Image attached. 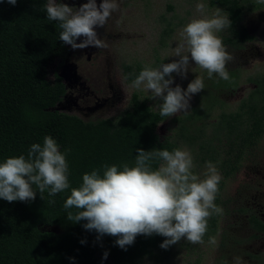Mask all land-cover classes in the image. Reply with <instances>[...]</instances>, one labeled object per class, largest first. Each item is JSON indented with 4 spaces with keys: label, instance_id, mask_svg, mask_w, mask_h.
<instances>
[{
    "label": "trees",
    "instance_id": "1",
    "mask_svg": "<svg viewBox=\"0 0 264 264\" xmlns=\"http://www.w3.org/2000/svg\"><path fill=\"white\" fill-rule=\"evenodd\" d=\"M46 2L17 0L14 6L7 0L0 2V163L10 157H27L32 144L43 145L44 137L51 136L66 154L70 187L53 197L45 191L42 199L33 186L36 198L27 202L0 199V264H101L105 252L113 264H141L154 257L165 237L139 235L126 250L121 249L115 243L117 237H100L95 230H86L87 221H68L67 211L76 209L65 210L64 204L71 188L82 184L85 173L99 169L102 175L104 165L134 166L136 149L179 148L174 141H161L157 133L169 117L161 116L160 108L154 110L138 92L133 94L129 109L115 119L85 122L57 111L66 88L58 74L49 79V66L64 55L67 45L59 39V22L48 20L46 11L41 10ZM209 7L225 11L232 22L224 44L239 50L252 39L243 24L244 0H210ZM124 70L130 82L135 77L128 74L142 71L140 66L131 65H125ZM228 73V80L218 77L208 82L209 87L205 85L212 105L217 99L214 90L238 87V75ZM249 81L255 87L237 111L218 117L210 138L204 134L206 120L202 122L209 112L177 119L179 136L190 146L196 143L204 161L217 162L225 179L239 171L243 160L261 147L264 138V73ZM215 141L227 149L220 151ZM160 163L154 162L153 168L158 169ZM218 202L217 195L216 206ZM217 221V214L208 219L205 241L215 236ZM249 224L255 237L264 234V221L256 215L249 217Z\"/></svg>",
    "mask_w": 264,
    "mask_h": 264
},
{
    "label": "clouds",
    "instance_id": "2",
    "mask_svg": "<svg viewBox=\"0 0 264 264\" xmlns=\"http://www.w3.org/2000/svg\"><path fill=\"white\" fill-rule=\"evenodd\" d=\"M7 2L14 6L17 0ZM204 7L202 3L196 5L198 12ZM118 9L117 0H102L99 5L97 0H87L75 8L58 0H47L41 10L46 11L48 20L59 22L60 41L73 50H83L108 47L96 29L104 28ZM231 24L229 15L220 8L211 18H193L180 30V41L173 49L179 59L159 68L145 65L138 75L128 74L135 77L131 87H143L159 98L161 116L187 113L192 96L204 89L203 80L197 76L184 90L180 85L172 87L175 83L172 74L186 78L190 63H194L206 70L210 79L215 73L228 80L226 65L233 57L217 33ZM136 151L134 166L104 165L102 175L99 169L85 173L82 184L71 188L64 204L65 210L76 209L67 211V220L87 221L86 230H95L100 237H117L116 245L125 250L139 235L165 237L162 249L182 239L192 244L204 243L208 219L222 213L214 203L221 180L215 165L207 162V171L200 179L192 171L193 158L187 149ZM157 161L161 163L154 169L153 163ZM68 176L66 154L51 136H45L43 145H31L27 157H10L0 163V199L10 203L35 200L37 191L33 186L42 199L45 191L53 197L69 189ZM208 243L215 245L216 238L209 237ZM107 256L105 252L104 259ZM235 264H240L239 258Z\"/></svg>",
    "mask_w": 264,
    "mask_h": 264
},
{
    "label": "rangeland",
    "instance_id": "3",
    "mask_svg": "<svg viewBox=\"0 0 264 264\" xmlns=\"http://www.w3.org/2000/svg\"><path fill=\"white\" fill-rule=\"evenodd\" d=\"M209 1L117 0L118 11L112 13L104 28L96 29L108 45L107 48L73 50L68 45L64 55L49 66L50 80H53L55 73H64L69 84L66 97L55 109L75 115L85 122L115 119L129 109L133 94L138 92L149 106L158 110L162 101L143 87L132 88V82L126 79L124 66H140L143 70L145 65L159 68L178 60L173 49L180 41V30L193 18H211L217 8L209 7ZM58 2L75 8L87 0ZM101 2L97 0L98 5ZM198 3L205 6L202 12L197 11ZM244 5L246 13L243 24L252 39L242 49L236 50L223 42L228 34L227 28L217 33L233 57L227 63L226 70L238 75V87L234 90H214L217 97L214 105L206 98L209 92L203 89L192 96L187 113L169 117L157 129L161 141H174L179 148L191 153L194 163L192 171L200 179L204 178L207 171L205 165L209 161L201 157L196 143L194 147L190 146L188 141L179 136L180 123L177 119L196 113L205 116L209 112L202 122L206 120L204 134L210 138L212 125L218 121V117L224 112L237 111L241 101L255 87L249 79L264 73V0H244ZM82 39L77 42H82ZM197 76L202 78L204 87H209L208 82L219 77L214 73L210 79L206 70L190 63L186 78L172 74L175 81L172 87L180 85L187 90L188 84ZM210 105L212 107L208 111ZM215 144L219 145L216 141ZM218 148L222 152L227 149L225 145H219ZM213 164L221 177L219 184L223 182L222 189L216 193L218 207L222 209L214 236L216 244L211 245L204 239L202 244H192L182 239L168 249L160 248L154 257L145 258L141 264H235L236 258L240 259V264H264V234L255 237L257 234L249 224L251 215L264 221V138L261 147L247 156L239 171L228 179L219 171L217 162ZM50 230L58 232L57 228ZM100 262L113 264L102 257Z\"/></svg>",
    "mask_w": 264,
    "mask_h": 264
},
{
    "label": "flooded vegetation",
    "instance_id": "4",
    "mask_svg": "<svg viewBox=\"0 0 264 264\" xmlns=\"http://www.w3.org/2000/svg\"><path fill=\"white\" fill-rule=\"evenodd\" d=\"M68 46V45H67ZM55 74H58L61 78H62V81H63V83H64V85H65V88H66V94H65V96L63 97V100H64V98L66 97V95H67V93H68V86H69V84H68V80H67V76H66V74H64V73H55ZM55 74H54V76H53V80H54V78H55ZM62 100V101H63ZM61 101V102H62ZM60 104V103H59Z\"/></svg>",
    "mask_w": 264,
    "mask_h": 264
}]
</instances>
